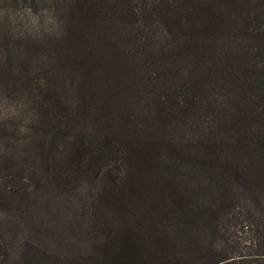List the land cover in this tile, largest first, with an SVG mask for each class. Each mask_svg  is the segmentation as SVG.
<instances>
[{"label": "trees", "instance_id": "16d2710c", "mask_svg": "<svg viewBox=\"0 0 264 264\" xmlns=\"http://www.w3.org/2000/svg\"><path fill=\"white\" fill-rule=\"evenodd\" d=\"M31 1L52 20L0 264H77L84 235L93 264H264V0Z\"/></svg>", "mask_w": 264, "mask_h": 264}, {"label": "rangeland", "instance_id": "374dc122", "mask_svg": "<svg viewBox=\"0 0 264 264\" xmlns=\"http://www.w3.org/2000/svg\"><path fill=\"white\" fill-rule=\"evenodd\" d=\"M44 10V4L39 1L34 4L30 0H0V220L11 210L10 204L1 200L2 189H5L6 183H12L11 174L17 171L20 182L26 181L30 184L28 179L31 170L16 168V160L20 159V156L14 147L27 139L31 127L30 118L34 114L28 91L37 68H42L44 63L43 60H37L33 43L43 42L52 20ZM29 189L31 191L36 188L33 185ZM43 199H40V202L38 199L32 200L29 206L33 215H39V220L44 217L45 212L54 214L57 211L55 202ZM46 220H43L44 227L50 224L49 221L46 223ZM140 222L141 220H138V223ZM142 222L148 226L156 224L151 225V221L146 220ZM79 225V230H86V221L79 222ZM70 240L75 241V238L71 237ZM75 242L78 243L75 247V252L78 251L77 264H93L91 255L97 250V245H93V242L96 244L95 239L84 235ZM19 246L20 241L17 239L14 244L15 251L11 248L16 256L19 254ZM35 258L41 259L45 264H52L47 261V257L38 253Z\"/></svg>", "mask_w": 264, "mask_h": 264}]
</instances>
